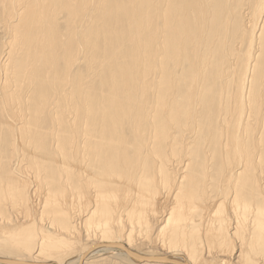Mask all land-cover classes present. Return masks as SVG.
Segmentation results:
<instances>
[{"label":"bare ground","instance_id":"bare-ground-1","mask_svg":"<svg viewBox=\"0 0 264 264\" xmlns=\"http://www.w3.org/2000/svg\"><path fill=\"white\" fill-rule=\"evenodd\" d=\"M0 260L264 264V0H0Z\"/></svg>","mask_w":264,"mask_h":264},{"label":"water","instance_id":"water-1","mask_svg":"<svg viewBox=\"0 0 264 264\" xmlns=\"http://www.w3.org/2000/svg\"><path fill=\"white\" fill-rule=\"evenodd\" d=\"M110 246H113V247H119V248H122L124 249V246L122 244H110ZM139 260H144V258H139ZM1 261V260H0ZM34 264H46V263H34Z\"/></svg>","mask_w":264,"mask_h":264}]
</instances>
